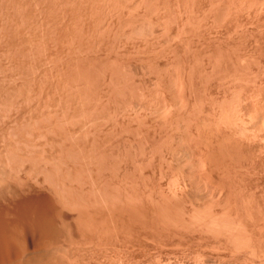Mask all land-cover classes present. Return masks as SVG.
<instances>
[{"label":"rangeland","instance_id":"374dc122","mask_svg":"<svg viewBox=\"0 0 264 264\" xmlns=\"http://www.w3.org/2000/svg\"><path fill=\"white\" fill-rule=\"evenodd\" d=\"M25 185L63 228L28 264H264V0H0Z\"/></svg>","mask_w":264,"mask_h":264},{"label":"bare ground","instance_id":"6f19581e","mask_svg":"<svg viewBox=\"0 0 264 264\" xmlns=\"http://www.w3.org/2000/svg\"><path fill=\"white\" fill-rule=\"evenodd\" d=\"M12 187L13 190L9 187L11 192L0 191V264H28L30 260H33V258L26 260L29 249L28 241L32 236H34L32 239L38 236L41 238V240L37 238L41 242L39 240L38 244L35 242L38 247L42 245V242L41 247L47 243L50 246L55 245L53 242L58 241L56 238L58 239V235L63 230L62 225L61 227L58 225L60 216L56 204L58 201L56 196L54 197L50 192L49 195L48 192L43 195L45 193L41 188L40 190L37 188L39 193L42 191L39 195L35 191L36 187L32 188L28 185L19 186V188Z\"/></svg>","mask_w":264,"mask_h":264}]
</instances>
